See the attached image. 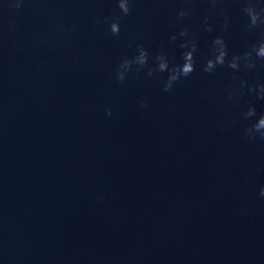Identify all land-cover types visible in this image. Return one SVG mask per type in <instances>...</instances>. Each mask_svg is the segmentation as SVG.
I'll return each mask as SVG.
<instances>
[{"label": "clouds", "instance_id": "obj_1", "mask_svg": "<svg viewBox=\"0 0 264 264\" xmlns=\"http://www.w3.org/2000/svg\"><path fill=\"white\" fill-rule=\"evenodd\" d=\"M245 6L242 8L243 13L248 18L247 29H253L257 26H264V7L260 6L259 0H244ZM117 6L120 10V16L114 17L109 23L110 32L113 35H119L120 32V17L129 15L130 0H117ZM13 7L19 8L20 3L17 2ZM188 13L186 11H180L179 16L185 17ZM207 20V18H206ZM99 22V21H98ZM211 31L210 28L207 29ZM180 36L187 37L188 30L185 28L179 33ZM177 36H172L171 40L175 41ZM181 47L186 49L182 53L183 63L173 64L170 66L168 57L164 53L158 54L154 59L156 61L155 67H148V75L151 76L153 72L164 73L167 72V79L164 81L163 90L165 92L171 91L174 85L182 78L189 77L194 71H196V58L195 52L197 50L196 43L192 40H185ZM138 54L131 59H124L116 70V79L123 82L126 79L128 71L133 65H136V70L140 71L148 65L149 53L143 46L138 45ZM253 55L257 60H264V40H260L251 46L250 50L245 52L242 56L234 54L231 58H228L227 45L221 36H217L212 41V49L209 58L203 64V71L206 73H214L218 67H222L227 63V66L233 70H239L241 61L244 62L248 68H254L255 61L252 59ZM251 91V89H249ZM258 91L264 94V86H259ZM264 98V97H262ZM146 107V105H141ZM107 114L111 115V109L107 110ZM246 118L256 117L254 108H249L245 113ZM245 135L255 140L257 135L261 139H264V115H260L256 118L255 123L251 127L245 129ZM260 196L264 197V187L260 189Z\"/></svg>", "mask_w": 264, "mask_h": 264}]
</instances>
